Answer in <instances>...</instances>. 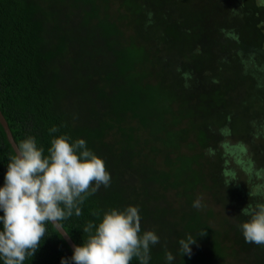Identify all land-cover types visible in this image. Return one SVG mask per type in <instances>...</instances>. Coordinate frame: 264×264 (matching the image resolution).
Masks as SVG:
<instances>
[{
    "label": "trees",
    "instance_id": "trees-1",
    "mask_svg": "<svg viewBox=\"0 0 264 264\" xmlns=\"http://www.w3.org/2000/svg\"><path fill=\"white\" fill-rule=\"evenodd\" d=\"M0 110L17 145L33 136L47 155L67 134L106 161L110 186L61 222L75 245L88 222L133 205L160 237L149 264L169 251L171 264H226L228 252L229 264H264L239 228L242 209L264 203V1L0 0ZM14 154L0 124V187ZM202 193L224 212L193 207ZM47 229L23 264L72 256Z\"/></svg>",
    "mask_w": 264,
    "mask_h": 264
},
{
    "label": "clouds",
    "instance_id": "clouds-1",
    "mask_svg": "<svg viewBox=\"0 0 264 264\" xmlns=\"http://www.w3.org/2000/svg\"><path fill=\"white\" fill-rule=\"evenodd\" d=\"M50 133L58 128L53 126ZM111 184L106 161L91 150L83 138L72 140L67 134L51 139L47 155L33 136L16 146L0 187V259L3 264H23L34 256L52 224L60 232L61 222L73 214L82 215L81 205L101 186ZM253 195V193H250ZM201 208V198L193 202ZM241 214L249 217L239 228L247 243L264 247V203L248 204ZM82 244L74 246L70 258L61 264H149L151 246L160 242L154 230H143L138 206L111 208L103 212L98 225L88 222ZM62 234V233H61ZM196 238L179 240L180 253L191 255ZM175 257L166 253L171 264Z\"/></svg>",
    "mask_w": 264,
    "mask_h": 264
},
{
    "label": "rangeland",
    "instance_id": "rangeland-1",
    "mask_svg": "<svg viewBox=\"0 0 264 264\" xmlns=\"http://www.w3.org/2000/svg\"><path fill=\"white\" fill-rule=\"evenodd\" d=\"M261 1H264V0H261ZM227 158V157H226ZM211 168L213 170V168H215V166L212 167V165L210 166H207V169H209L208 171H211ZM214 171V170H213ZM244 180H246L245 178L242 179L241 181L244 182ZM243 184H246V183H243ZM177 191L176 190H168L165 194H164V197L165 199L163 198V205L167 208V209H174V218L177 220V219H180V203L179 201H181V199L179 198V196L177 195ZM198 198V196H197ZM196 198V199H197ZM200 198H201V203L202 205L204 206H207L208 208L209 207H212V208H215L214 211H215V214H219V213H223L224 211L222 210V207H220V205H217L214 203V200L213 198H211L210 195H208L207 193H202L200 195ZM200 209V208H199ZM226 264H229V263H234V260H233V256L231 254H228L226 255Z\"/></svg>",
    "mask_w": 264,
    "mask_h": 264
},
{
    "label": "water",
    "instance_id": "water-1",
    "mask_svg": "<svg viewBox=\"0 0 264 264\" xmlns=\"http://www.w3.org/2000/svg\"><path fill=\"white\" fill-rule=\"evenodd\" d=\"M0 124H1L2 127L4 128L5 133H6V136H7V139H8L9 143L11 144V146H12L14 152H15V151H16V146H17V144H16V142H15L13 136H12V133H11V131H10V128H9V126H8V123H7L6 119H5V117L3 116L1 110H0ZM55 228H56V227H55ZM58 232H59V231H58ZM59 233H60V234L62 233V234H61L62 237L66 240V242L68 243V245L70 246V248H71L72 250H74L75 243L72 241V239H71L70 236L67 234V232L63 229V227H61Z\"/></svg>",
    "mask_w": 264,
    "mask_h": 264
}]
</instances>
